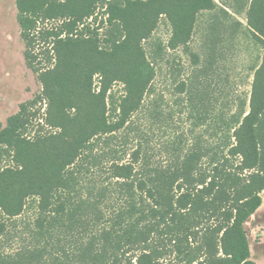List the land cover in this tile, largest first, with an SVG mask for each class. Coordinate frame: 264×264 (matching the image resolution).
<instances>
[{
  "label": "trees",
  "instance_id": "obj_1",
  "mask_svg": "<svg viewBox=\"0 0 264 264\" xmlns=\"http://www.w3.org/2000/svg\"><path fill=\"white\" fill-rule=\"evenodd\" d=\"M15 4L25 62L37 74L41 94L22 104L0 128V216L16 219L35 204L37 217L25 245L14 255H1L0 264H122V255L148 244L154 235L170 238L187 251L199 227L217 214L232 224L206 229L204 259L193 263L255 264L242 225L261 206L264 190V0L239 6L235 14L246 9V25L232 20L229 37L216 34L220 48L213 34L201 66L199 56L192 54L196 69L178 88L187 94V104L204 131L185 148L175 141L159 150L150 145L152 128L135 119L145 111L157 71L167 62V51L189 49L199 15L208 13L213 28L218 19L211 13L220 9L227 22L232 19L227 9L219 8L215 0ZM149 7L166 19L171 34L166 44L160 40L151 44L147 54L134 47L132 27ZM97 9L105 18L94 27L88 20L97 21ZM48 21L60 25L39 26ZM104 24L108 29L103 37L99 30ZM230 40L238 61L249 43L259 56L247 68L241 65L252 77L249 94L218 110L214 89L208 88L217 86L216 78H225ZM41 44L46 45L44 54L51 64L45 70L38 68L42 63L35 52ZM132 52L127 68L109 78L104 63ZM93 60L99 63L83 80L88 113L81 121V109L69 95L70 73ZM94 74L100 77L97 94L92 91ZM117 83L123 89L118 97L112 91ZM37 104L45 105V125L59 133L27 136L40 112ZM74 125L78 134L66 142ZM4 228L0 223L1 234ZM136 264L153 263L143 254Z\"/></svg>",
  "mask_w": 264,
  "mask_h": 264
},
{
  "label": "rangeland",
  "instance_id": "obj_2",
  "mask_svg": "<svg viewBox=\"0 0 264 264\" xmlns=\"http://www.w3.org/2000/svg\"><path fill=\"white\" fill-rule=\"evenodd\" d=\"M64 1V0H62ZM16 0H0V128L5 127L8 117L16 114L20 110L22 104H26L41 94V85L38 81L37 74L30 69L24 58L25 45L20 35V28L17 23ZM219 8H226L232 19L227 22L220 9L212 12L211 16L218 19V25L210 28V20L208 13L199 15L196 29L189 44L187 51L181 48L175 51H167L166 63H161L160 69L157 71V76L153 83V91L150 97L145 99V111L140 113L135 119L142 126L147 125L152 128L150 145L156 150L162 149L163 146L175 141L182 142V147L193 141V138L201 135L204 131L203 127L199 126L200 121L197 119V114L192 111V108L187 104V94L181 92L178 84L188 81L196 69L192 54L198 55L202 65L204 59V47L210 44L213 34H215L214 42L216 48H220L221 44L219 36H228L233 24L232 20H237L246 25V9L240 10V14H235L241 4H245L247 0H215ZM245 8V7H244ZM103 11L97 9L95 17L97 21L93 23L92 19L88 20L91 26L98 27ZM217 21V20H215ZM59 21H48L40 24L41 28H51L59 26ZM154 28L152 29V26ZM108 27L106 24L99 30L100 34L105 36ZM132 41L134 47L144 48L147 54L150 53L153 44L160 40L166 44L171 34V27L166 19L157 15L155 8L149 7L142 11L136 18L132 27ZM225 32V33H223ZM150 34L148 40H141L145 34ZM216 40V34H218ZM41 44L35 47V52L40 53L41 65L40 69H47L51 66L46 61L44 47ZM235 46L231 40L227 44V60L223 75L225 78L222 81L215 79L213 84L216 94L218 110L223 106H231L233 99L237 96L244 97L250 92V84L252 81L251 74L241 68L252 65L259 56V52L253 45L245 44L242 48L243 54L238 61L235 51ZM240 57V56H239ZM133 59V52L129 56H122L108 60L104 63L105 67L110 71L109 78L114 74L123 72L130 61ZM98 60H93L89 63H82L75 66L70 73V93L75 105L81 109L82 121L87 113L88 106L86 105V94L83 87L85 74L91 72L94 64H98ZM217 82V83H216ZM93 93L97 94L100 89L99 74L93 76ZM122 85H113L112 91L118 97L122 94ZM197 99V98H196ZM36 109H40L37 121L29 128L27 136L33 137L38 131H43L47 134L59 133L58 129L50 128L45 125V105L37 104ZM73 112H71V115ZM78 134L77 125L69 129L66 142L71 141ZM183 151V150H182ZM245 175L248 172L244 173ZM237 191L234 190L232 194ZM261 206L243 223L242 228L248 244L250 259L255 264H264V190L260 193ZM37 217L35 204L28 205L24 212L16 219H6L0 216V223H3L5 228L3 233H0V256L14 255L16 251L22 248L24 239H27L28 228L33 224ZM222 222L220 214L203 223L197 231L196 238L190 240V248L187 251L174 246L170 238L154 235L151 241L145 245H137L129 249V251L121 257L122 264H136V259L143 254H147L153 264H192L200 262L204 259L203 245L206 241L204 237L205 230L214 226L219 228L225 225H231ZM220 234L219 237H221ZM198 247L202 248L200 251ZM220 248V245H219ZM193 263V264H194Z\"/></svg>",
  "mask_w": 264,
  "mask_h": 264
}]
</instances>
